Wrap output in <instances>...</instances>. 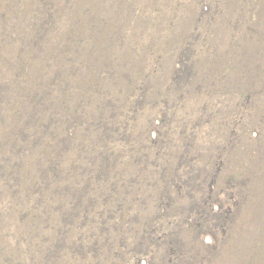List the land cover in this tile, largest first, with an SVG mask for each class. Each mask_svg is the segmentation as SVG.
Wrapping results in <instances>:
<instances>
[{"label": "rangeland", "instance_id": "374dc122", "mask_svg": "<svg viewBox=\"0 0 264 264\" xmlns=\"http://www.w3.org/2000/svg\"><path fill=\"white\" fill-rule=\"evenodd\" d=\"M236 1L0 0V264L222 263L264 95Z\"/></svg>", "mask_w": 264, "mask_h": 264}, {"label": "bare ground", "instance_id": "6f19581e", "mask_svg": "<svg viewBox=\"0 0 264 264\" xmlns=\"http://www.w3.org/2000/svg\"><path fill=\"white\" fill-rule=\"evenodd\" d=\"M236 2L239 4L241 0H237ZM258 14H259V21L257 22V25H256V27L258 28L256 32L258 33H257L256 39L254 40H255L256 47L259 48L262 53L261 55L262 57L264 54V1L262 4V8L260 9ZM229 15H230L229 16L230 18L231 14ZM261 57L259 56L258 58L255 56L252 60L253 68L255 67L254 65L256 64H259L262 67V70L260 69L261 71L260 73L256 71L258 73L256 78H257V89L259 91L260 89L264 88V57L263 58ZM255 70L257 69L255 68ZM245 72H247L248 74L247 64L243 68L242 73H245ZM249 78L252 79V76L250 75ZM256 103H257V106H256L255 118H254V122L252 125H254L255 127H258L259 129L258 131H260L259 136H257L256 138H253L252 141L242 142L243 146L240 144V146L242 147L240 148V151L238 153L234 154L235 157L234 159H232L233 164L231 165L229 169L230 174L238 175V177H241L240 175H243L244 178H247V179L250 178V181H249L250 183L248 185V193L245 194V196L241 198L240 200L241 211L235 215L233 220H230L231 221L230 222V232H229L230 236L228 240V245H226L227 246L226 249L222 250L221 256L218 258L219 261H222V263H216V264H264V120H262L264 118V115L262 114V117L258 116L256 118V114L259 115L260 113L264 111V95L263 94L259 95ZM244 147H246L248 151L244 150ZM232 234H235L236 236H232Z\"/></svg>", "mask_w": 264, "mask_h": 264}]
</instances>
